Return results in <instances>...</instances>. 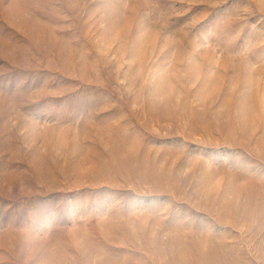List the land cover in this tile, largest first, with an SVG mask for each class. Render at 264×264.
Instances as JSON below:
<instances>
[{"label": "rangeland", "instance_id": "374dc122", "mask_svg": "<svg viewBox=\"0 0 264 264\" xmlns=\"http://www.w3.org/2000/svg\"><path fill=\"white\" fill-rule=\"evenodd\" d=\"M0 264H264V0H0Z\"/></svg>", "mask_w": 264, "mask_h": 264}]
</instances>
